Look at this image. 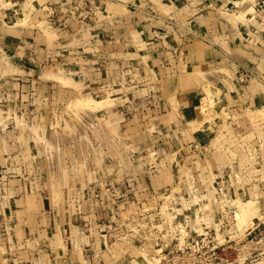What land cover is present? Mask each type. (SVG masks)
Listing matches in <instances>:
<instances>
[{
  "label": "rangeland",
  "instance_id": "374dc122",
  "mask_svg": "<svg viewBox=\"0 0 264 264\" xmlns=\"http://www.w3.org/2000/svg\"><path fill=\"white\" fill-rule=\"evenodd\" d=\"M0 264H264V0H0Z\"/></svg>",
  "mask_w": 264,
  "mask_h": 264
},
{
  "label": "bare ground",
  "instance_id": "6f19581e",
  "mask_svg": "<svg viewBox=\"0 0 264 264\" xmlns=\"http://www.w3.org/2000/svg\"><path fill=\"white\" fill-rule=\"evenodd\" d=\"M249 208H250V203L249 204H243L242 206H241V210L240 211H242V213L244 214L245 212H247V211H249Z\"/></svg>",
  "mask_w": 264,
  "mask_h": 264
}]
</instances>
